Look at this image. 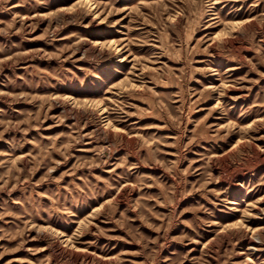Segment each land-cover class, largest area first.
Listing matches in <instances>:
<instances>
[{"label": "rangeland", "instance_id": "1", "mask_svg": "<svg viewBox=\"0 0 264 264\" xmlns=\"http://www.w3.org/2000/svg\"><path fill=\"white\" fill-rule=\"evenodd\" d=\"M0 264H264V0H0Z\"/></svg>", "mask_w": 264, "mask_h": 264}, {"label": "bare ground", "instance_id": "2", "mask_svg": "<svg viewBox=\"0 0 264 264\" xmlns=\"http://www.w3.org/2000/svg\"><path fill=\"white\" fill-rule=\"evenodd\" d=\"M96 46V45H95Z\"/></svg>", "mask_w": 264, "mask_h": 264}]
</instances>
